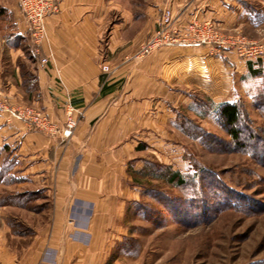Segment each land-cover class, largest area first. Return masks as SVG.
I'll return each instance as SVG.
<instances>
[{
    "label": "crops",
    "instance_id": "obj_1",
    "mask_svg": "<svg viewBox=\"0 0 264 264\" xmlns=\"http://www.w3.org/2000/svg\"><path fill=\"white\" fill-rule=\"evenodd\" d=\"M55 1L57 12L44 20L45 66L31 54L16 1L3 6L11 22L9 35L1 34L0 41L1 93L13 103L41 109L56 125H63L71 107L77 126L61 142L0 114L2 175L21 184L13 185L17 190L41 194L50 210V226L34 232L18 253L0 233V264H38L46 247L58 251V264H103L114 240L124 234L127 209L140 201L129 166L140 170L139 154L146 149L159 158L165 143L175 140L177 114L183 105L193 107L198 92L213 104L235 102L242 83L255 78L248 63L252 69L260 65L207 46L161 48L133 58L163 9L173 12L179 27L192 19L211 20L231 32L247 24V13H264L247 0ZM23 60L29 63L25 74ZM102 65L109 71L102 72ZM73 201L93 210L86 246L64 238L66 209ZM7 202L12 201L0 196V210Z\"/></svg>",
    "mask_w": 264,
    "mask_h": 264
},
{
    "label": "rangeland",
    "instance_id": "obj_2",
    "mask_svg": "<svg viewBox=\"0 0 264 264\" xmlns=\"http://www.w3.org/2000/svg\"><path fill=\"white\" fill-rule=\"evenodd\" d=\"M13 2L15 0H0V41L1 34L9 35L11 22L10 14L6 10L1 14V8L11 6ZM247 2L251 8L264 9V0ZM159 16L160 13L155 27ZM246 18L245 26L231 32L221 31L211 20L192 19L185 25L193 21H208L221 35L258 42L263 45L264 51V13H247ZM221 51L231 52L238 59L247 61L231 50ZM263 58L264 53L259 59L247 61L258 60L261 75L246 79L235 100L242 110L238 127L242 131L241 142L245 147L233 149L230 146L226 127L216 116L217 104L198 92L194 96L193 107L186 110L183 105L181 113L177 114L172 123L175 140L165 143V151L160 153L159 158L146 149L138 159L142 160V164L145 160L160 161L185 176L194 174L200 167L204 169L200 174L206 180H198L194 185H209L210 191L204 189L202 194H196L190 186L172 188L160 182L146 185V190H157L151 196L144 193L137 204L127 209L124 234L114 240L103 264H264ZM21 65L22 73H27L29 63L23 60ZM9 102L38 109L26 103ZM249 134L253 141L248 139ZM252 142L257 145L254 152L250 146ZM133 168L129 166V170ZM0 185H9L0 188L3 199L14 196L17 202L22 201L15 205L13 201L7 202L5 205L8 207L0 210V233H6L12 253H18L28 246L34 232L50 226V210L41 194L34 196L29 190H17L13 185L21 184L8 175L1 176V165ZM165 194L175 200L173 204L176 206L186 204L185 212L182 208L176 213L169 210L163 200L166 199ZM159 197L161 199L157 200ZM92 215L90 205L71 202L66 209L64 238L86 246L90 242L88 229ZM58 254L57 250L46 247L38 264H58Z\"/></svg>",
    "mask_w": 264,
    "mask_h": 264
},
{
    "label": "built area",
    "instance_id": "obj_3",
    "mask_svg": "<svg viewBox=\"0 0 264 264\" xmlns=\"http://www.w3.org/2000/svg\"><path fill=\"white\" fill-rule=\"evenodd\" d=\"M15 1L28 28V37L32 45L31 54L40 66H45L48 64V58L41 55L42 44L45 40L44 20L47 16L57 12V3L55 0ZM215 30V27L208 21H193L184 27H179L173 12L170 9H163L156 21L154 31L142 43L133 58L142 59L161 48L195 46H208L218 51L231 50L247 61L263 56L262 44L240 37L230 38ZM101 71L108 72V66L102 65ZM73 112L74 110L68 107L65 111L66 121L63 125H56L40 110L11 104L6 96L0 94L1 114L9 113L24 122L30 130L39 131L48 137H58L61 142L69 140L77 126Z\"/></svg>",
    "mask_w": 264,
    "mask_h": 264
},
{
    "label": "trees",
    "instance_id": "obj_4",
    "mask_svg": "<svg viewBox=\"0 0 264 264\" xmlns=\"http://www.w3.org/2000/svg\"><path fill=\"white\" fill-rule=\"evenodd\" d=\"M4 13V9L1 8V14ZM249 68V74L253 77H257L261 75V70L258 69H252L250 67V64L248 63ZM216 116L219 118L220 124L226 127L227 134L230 137L231 140V147L233 149H243L244 143L241 142V135L242 131L239 129L238 124L241 121L242 118V110L241 106L238 102H222L217 104L216 106ZM248 139L253 141L252 135H248ZM262 145L264 148V139L262 140ZM251 149L254 152L255 149H257V145L255 143H251ZM138 150H143V147H137ZM204 172V169L198 167L197 171L190 175L185 176L184 173H181L179 171H174L169 167V165L161 164L158 161L149 162L147 160L143 161V166L138 171L128 170V176L131 178L132 183L134 186L138 187L140 190V197L139 200L143 198V195H149L151 196V193H155V191H152L154 188H151L149 190L144 189L146 185H149L151 182H160L165 184L169 187H187L190 186L191 189L195 190L196 194H202V191L205 189L206 192L210 191L209 185H194L197 183L198 180H206L205 177L200 174ZM2 176V173H1ZM195 194V195H196ZM166 196V194H165ZM12 197V198H11ZM155 198V196H154ZM152 197V199H154ZM163 198V197H162ZM7 200L13 201L16 204L22 202L21 200L19 202L16 201L14 196H7ZM161 197L157 198V200H160ZM200 199H202L200 197ZM15 200V201H14ZM166 203V206L169 210L172 212H178L179 208L183 209V212H185V207H188L185 205L176 206L174 205V199L166 196V199H163ZM137 204V203H136ZM181 209V210H182Z\"/></svg>",
    "mask_w": 264,
    "mask_h": 264
}]
</instances>
